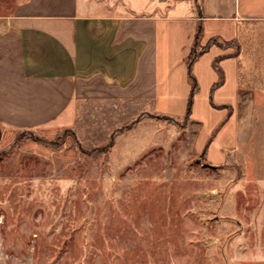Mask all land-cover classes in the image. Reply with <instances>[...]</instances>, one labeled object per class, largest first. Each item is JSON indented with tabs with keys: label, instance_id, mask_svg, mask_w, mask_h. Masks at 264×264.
Here are the masks:
<instances>
[{
	"label": "rangeland",
	"instance_id": "374dc122",
	"mask_svg": "<svg viewBox=\"0 0 264 264\" xmlns=\"http://www.w3.org/2000/svg\"><path fill=\"white\" fill-rule=\"evenodd\" d=\"M231 46L239 104L220 164L191 119L139 114L102 142L0 124V264H264V27Z\"/></svg>",
	"mask_w": 264,
	"mask_h": 264
},
{
	"label": "crops",
	"instance_id": "0c3cea01",
	"mask_svg": "<svg viewBox=\"0 0 264 264\" xmlns=\"http://www.w3.org/2000/svg\"><path fill=\"white\" fill-rule=\"evenodd\" d=\"M198 25L199 47L218 39L240 48L247 27H264V0H22L0 12V124L95 128L90 136L102 142L99 129L111 132L139 114L182 118ZM234 49L212 44L192 65L198 91L189 118L200 127L197 147L207 144L215 164L235 142L241 52Z\"/></svg>",
	"mask_w": 264,
	"mask_h": 264
},
{
	"label": "trees",
	"instance_id": "16d2710c",
	"mask_svg": "<svg viewBox=\"0 0 264 264\" xmlns=\"http://www.w3.org/2000/svg\"><path fill=\"white\" fill-rule=\"evenodd\" d=\"M200 35H201V26L198 25L197 29H196V32H195L194 39H193V44H192V47H191V51H190L189 55L186 58L187 76H188V82H189V85H190L191 89H190V94H189V98H188V101H187L186 112H185V115L182 117L185 120L190 119L189 117H190L191 108H192L193 96L198 91L197 80L194 77V75L192 74V65H193V63L195 62L197 57L200 54H202L203 52H205L208 49V47L210 45H212V44L219 45L221 47H228V46H231L233 44L231 42H222V41H219L218 39H211L207 43V45L205 47H199L198 39H199ZM218 84H220V81L215 83L212 86V88H215ZM166 117H168V116H166ZM206 148H207V144L204 147V151L206 150Z\"/></svg>",
	"mask_w": 264,
	"mask_h": 264
}]
</instances>
